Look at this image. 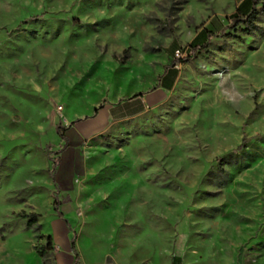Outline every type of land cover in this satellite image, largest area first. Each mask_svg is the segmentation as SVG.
I'll use <instances>...</instances> for the list:
<instances>
[{"label": "rangeland", "instance_id": "374dc122", "mask_svg": "<svg viewBox=\"0 0 264 264\" xmlns=\"http://www.w3.org/2000/svg\"><path fill=\"white\" fill-rule=\"evenodd\" d=\"M251 10L250 34L221 32ZM262 10L0 0V264H44L47 237L52 264H264ZM195 44L206 48L146 112L94 126Z\"/></svg>", "mask_w": 264, "mask_h": 264}, {"label": "crops", "instance_id": "0c3cea01", "mask_svg": "<svg viewBox=\"0 0 264 264\" xmlns=\"http://www.w3.org/2000/svg\"><path fill=\"white\" fill-rule=\"evenodd\" d=\"M179 64L174 67H166L164 74L157 80L155 87L149 93L139 97L131 98L128 101L117 100L116 102L105 104L99 108L95 114L93 124L96 128L102 127L109 122H121L134 119L146 112L162 95L170 92L179 76ZM99 113V119H96ZM96 119V120H95Z\"/></svg>", "mask_w": 264, "mask_h": 264}, {"label": "trees", "instance_id": "16d2710c", "mask_svg": "<svg viewBox=\"0 0 264 264\" xmlns=\"http://www.w3.org/2000/svg\"><path fill=\"white\" fill-rule=\"evenodd\" d=\"M250 3H251L252 7H254L258 4H262L263 5L262 13L264 15V0H250ZM253 14L254 13L251 10L247 15H233L229 20V24L227 26L223 27L221 29V32H224L225 30L236 29L238 27H244V29L242 30V33L245 35L250 34V28L253 25ZM210 37H212L211 33L206 35V43L210 39ZM214 37H219V36H214ZM205 45L206 44H204V45H196L195 44V45L190 46L189 50H190L191 54L188 57H185L183 59H173L169 66L174 67L177 64H184V63L189 62L190 60L194 59L195 55L199 51L204 50L206 48ZM123 53L126 54V51H124ZM56 129H57V134H58L60 140L64 143L61 149H64L67 146L68 140H67L66 136H64V134L61 131H59L60 130L59 126H56ZM244 144H245V142L242 141V145L238 146L237 150L243 148ZM58 165H59V159L58 158L52 159V170H54ZM62 203L63 202H57V201H54V203H53V211H54L56 217L59 219L61 218V214L58 211L57 207L60 206ZM30 217H31V219L27 223L28 228H31L37 224L36 215L32 214ZM39 237L43 238V236H39ZM50 247H51V238L47 237L46 238V245L43 246L41 248L42 251L40 253H38L39 257L44 259V264H52L46 257V255H47L46 250L51 249ZM178 263H179L178 258L172 259L171 264H178ZM72 264H76V259L73 260ZM106 264H110V261L108 260Z\"/></svg>", "mask_w": 264, "mask_h": 264}, {"label": "built area", "instance_id": "2783aa9c", "mask_svg": "<svg viewBox=\"0 0 264 264\" xmlns=\"http://www.w3.org/2000/svg\"><path fill=\"white\" fill-rule=\"evenodd\" d=\"M190 54H191V52L188 48L184 49V50L176 49L173 51V58L174 59H183V58L189 56Z\"/></svg>", "mask_w": 264, "mask_h": 264}]
</instances>
